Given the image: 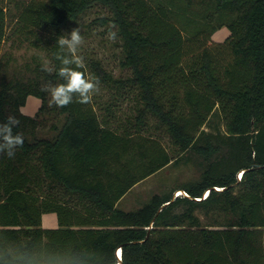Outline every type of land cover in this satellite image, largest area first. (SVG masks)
I'll return each instance as SVG.
<instances>
[{"label": "trees", "instance_id": "16d2710c", "mask_svg": "<svg viewBox=\"0 0 264 264\" xmlns=\"http://www.w3.org/2000/svg\"><path fill=\"white\" fill-rule=\"evenodd\" d=\"M96 5L108 13L94 22L115 30L132 75L91 60L80 70L113 89L110 100L54 106L62 125L29 137L37 120L21 106L36 95L45 107L46 82H63L57 38ZM8 13L52 71L36 60L33 76L8 77L0 65V122L17 116L24 136L14 158L0 155V264H264V0H0V52ZM224 25L228 36L213 40ZM215 110L223 130L213 133L204 126ZM189 151L204 163L196 180L118 206ZM45 212L57 227L42 226Z\"/></svg>", "mask_w": 264, "mask_h": 264}, {"label": "rangeland", "instance_id": "374dc122", "mask_svg": "<svg viewBox=\"0 0 264 264\" xmlns=\"http://www.w3.org/2000/svg\"><path fill=\"white\" fill-rule=\"evenodd\" d=\"M11 14L16 13L14 3L8 5ZM106 9L96 5L84 14L79 16L74 22L70 23L65 30V34L70 33L74 28L79 27L84 37V43L79 49V55L84 58L85 65L92 60L97 61L100 67L109 73L113 78H126L132 75L131 70L120 66L121 58V42L116 34V38L110 39L109 32H115L113 28H106L94 22V19L100 15H106ZM11 14H7V36L1 45L0 65L6 67L8 77H31L34 72L31 70L35 66V61L39 60L44 66L52 69V60L47 50L35 46L24 35L13 31L14 19ZM229 28L224 25L215 30L212 39L215 41H223L229 34ZM43 35V31H40ZM116 33V32H115ZM87 67V75H90L89 67ZM55 85L46 82L47 85ZM100 85V91L97 93V101L107 102L113 89ZM121 107L119 115L122 119L124 114L130 112L133 104L132 98H120L117 100ZM42 99L36 95H29L25 104L21 106V112L32 117H36L37 125L33 134L29 137H50L55 131L53 125L60 127L64 121V115L57 112L54 106H50V95L47 92V104L39 112ZM39 112V113H38ZM204 130L208 132H217L223 130V119L218 110L210 116ZM163 143L170 147L171 143L167 137H164ZM204 168L202 158L197 154L189 151L180 156L176 161L169 163L156 173L148 176L142 181L134 185L123 198L119 201L118 206L125 210L136 209L145 203L154 193L165 192L171 188L178 187L186 182L196 180ZM183 189H176L174 196L183 193ZM200 217H203L199 213ZM42 226L54 228L58 226V219L55 212H45L42 215Z\"/></svg>", "mask_w": 264, "mask_h": 264}, {"label": "clouds", "instance_id": "9594fccd", "mask_svg": "<svg viewBox=\"0 0 264 264\" xmlns=\"http://www.w3.org/2000/svg\"><path fill=\"white\" fill-rule=\"evenodd\" d=\"M109 38L114 40L116 33L110 31ZM83 43L84 37L79 27L57 38L56 59L60 62V67L56 70V74L63 82L45 87L44 90L50 95V106L62 108L73 102L89 104L94 95L100 91L99 78L86 75L80 70L85 67L84 58L79 55ZM42 70L52 71L47 66L42 67ZM19 124L20 120L17 116L11 114L0 122V155L14 158L16 150L23 147V134L13 131Z\"/></svg>", "mask_w": 264, "mask_h": 264}, {"label": "built area", "instance_id": "2783aa9c", "mask_svg": "<svg viewBox=\"0 0 264 264\" xmlns=\"http://www.w3.org/2000/svg\"><path fill=\"white\" fill-rule=\"evenodd\" d=\"M181 194H186V192H185V191H183V193H181ZM118 255H119V251H118Z\"/></svg>", "mask_w": 264, "mask_h": 264}, {"label": "water", "instance_id": "95a60500", "mask_svg": "<svg viewBox=\"0 0 264 264\" xmlns=\"http://www.w3.org/2000/svg\"><path fill=\"white\" fill-rule=\"evenodd\" d=\"M119 256V255H118Z\"/></svg>", "mask_w": 264, "mask_h": 264}]
</instances>
